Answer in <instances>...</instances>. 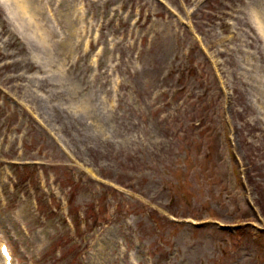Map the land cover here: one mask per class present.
<instances>
[{
	"label": "rangeland",
	"instance_id": "rangeland-1",
	"mask_svg": "<svg viewBox=\"0 0 264 264\" xmlns=\"http://www.w3.org/2000/svg\"><path fill=\"white\" fill-rule=\"evenodd\" d=\"M32 1L0 0L14 264H264V0Z\"/></svg>",
	"mask_w": 264,
	"mask_h": 264
},
{
	"label": "bare ground",
	"instance_id": "bare-ground-1",
	"mask_svg": "<svg viewBox=\"0 0 264 264\" xmlns=\"http://www.w3.org/2000/svg\"><path fill=\"white\" fill-rule=\"evenodd\" d=\"M15 2L18 6V9L23 10L24 12L28 11L31 21L34 18V16L40 11L39 6L34 4L32 0H15ZM63 20L65 26L68 27V36L67 39L63 41L61 45L58 47L61 50L57 51V53L60 52V55L62 56V61L59 62L60 65H63L65 59L68 58L69 56L72 58V56L75 53V44L71 42V39H74L75 37L78 36V30L77 27L75 26V23L78 22V15L76 14V5H74V10L69 9L67 10V12L63 14ZM32 27L35 32H33V36L30 37V42L40 47L41 49L48 48L47 44L44 41V36L41 35V32L37 28V25L34 24V26ZM49 53L52 54V52L50 51Z\"/></svg>",
	"mask_w": 264,
	"mask_h": 264
},
{
	"label": "trees",
	"instance_id": "trees-1",
	"mask_svg": "<svg viewBox=\"0 0 264 264\" xmlns=\"http://www.w3.org/2000/svg\"><path fill=\"white\" fill-rule=\"evenodd\" d=\"M243 217H246V218H248L249 216L245 215V216H243Z\"/></svg>",
	"mask_w": 264,
	"mask_h": 264
}]
</instances>
